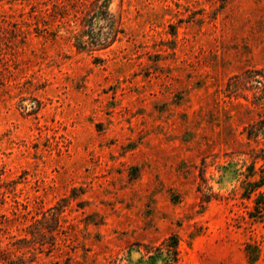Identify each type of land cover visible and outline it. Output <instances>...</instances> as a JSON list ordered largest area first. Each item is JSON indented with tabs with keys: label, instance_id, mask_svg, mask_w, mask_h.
Listing matches in <instances>:
<instances>
[{
	"label": "rangeland",
	"instance_id": "rangeland-1",
	"mask_svg": "<svg viewBox=\"0 0 264 264\" xmlns=\"http://www.w3.org/2000/svg\"><path fill=\"white\" fill-rule=\"evenodd\" d=\"M263 99L264 0H0V264H264Z\"/></svg>",
	"mask_w": 264,
	"mask_h": 264
},
{
	"label": "trees",
	"instance_id": "trees-1",
	"mask_svg": "<svg viewBox=\"0 0 264 264\" xmlns=\"http://www.w3.org/2000/svg\"><path fill=\"white\" fill-rule=\"evenodd\" d=\"M106 4L104 5H99V3L95 2V9H97V13L104 17V18H108L109 20V17H110V14H109V3L105 2ZM119 33V30H117L115 32V36L114 38L112 39V41L110 43H106V46L104 47H108L112 44V42L116 39V34ZM78 47L79 49H82V45L81 44H78ZM249 74H259V72H254V71H251L249 72ZM257 107H260V108H263L264 107V99L261 101V102H258L255 104ZM262 115L264 117V111L262 112ZM264 130V118L257 124L255 125H252L250 126V129L248 130V133H247V138L248 140H252V139H256L259 135V133H261V131ZM252 153H251V157L254 158V162H253V165H252V173L254 172L255 168H256V162L257 161H264V154H255V151H256V148L252 149L251 150ZM261 152H264V149L261 150ZM264 185V178L262 179V184L260 185L263 186ZM259 187V186H258ZM257 188H252L249 192V195L255 191ZM214 196H210L207 200V198L204 200L205 202H208L209 199L213 198ZM249 198V196H248ZM264 200L262 201H257L256 202V207H255V213L251 214V217H258V218H263L264 217ZM167 247H168V252L169 254L171 255V260L172 262L176 263L177 261V247H178V239L176 238V236H171L168 240H167Z\"/></svg>",
	"mask_w": 264,
	"mask_h": 264
}]
</instances>
